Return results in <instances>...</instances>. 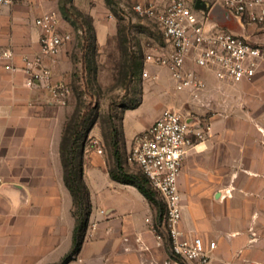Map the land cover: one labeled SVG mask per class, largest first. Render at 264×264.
I'll list each match as a JSON object with an SVG mask.
<instances>
[{"label": "crops", "instance_id": "0c3cea01", "mask_svg": "<svg viewBox=\"0 0 264 264\" xmlns=\"http://www.w3.org/2000/svg\"><path fill=\"white\" fill-rule=\"evenodd\" d=\"M22 9L20 1L0 9V264H53L70 250L76 223L61 154L65 107L47 89L25 86L22 71L5 67L10 60L2 51L13 50L12 62L21 65L23 54L39 48L37 15L30 20ZM66 58L64 46L52 69L56 80L69 82L71 68H61ZM262 69L236 86L214 84L238 97L227 115L210 121L179 177L181 227L217 243L214 264H264ZM84 181L92 212L81 249L67 264H168L169 248L152 229L153 204L135 185L113 179L96 152L85 153ZM102 195L106 201L98 203Z\"/></svg>", "mask_w": 264, "mask_h": 264}, {"label": "built area", "instance_id": "2783aa9c", "mask_svg": "<svg viewBox=\"0 0 264 264\" xmlns=\"http://www.w3.org/2000/svg\"><path fill=\"white\" fill-rule=\"evenodd\" d=\"M199 1L204 6L198 7V0H128L127 6L135 16L153 22L167 43L161 51L144 54L142 76L158 80L159 68H166L175 89H188L196 97L206 90L207 76L233 82L251 80L264 62V48L246 33L209 22L211 10L220 4L237 17L244 30L264 26V0ZM15 2L0 0V9ZM34 24L40 32L39 48L23 54L21 65L12 62L13 50L2 51L1 56L10 60L5 67L22 71L25 86L43 87L52 102L64 104L72 88L69 82L54 78L52 63L72 33L63 28L56 11L38 14ZM203 136L204 129L192 117L165 108L136 136L127 154L128 162L138 166L162 202V212L158 221L152 222V229L169 248L168 264H214L212 252L217 243L206 242L198 232L186 233L181 227L179 177L189 150Z\"/></svg>", "mask_w": 264, "mask_h": 264}, {"label": "rangeland", "instance_id": "374dc122", "mask_svg": "<svg viewBox=\"0 0 264 264\" xmlns=\"http://www.w3.org/2000/svg\"><path fill=\"white\" fill-rule=\"evenodd\" d=\"M17 1L23 4L21 13L32 14L30 20L42 12L56 11L61 16L63 28L72 33V39L65 45L67 58L61 66L71 68L69 83L72 88L67 102L62 104L65 107L63 132L67 131L69 137L76 127L78 129L74 155L77 162L82 161L83 180L85 153L100 154L110 172L117 171V149L125 171L142 174L138 166L128 162L127 154L136 136L143 131H137L138 128L159 109H178L205 131L212 119L230 112L228 103L235 95L238 97V94L214 88V84L222 81L236 86L240 82L223 81L213 76H207V88L198 97L188 89H175L166 68H159L161 78L158 80L144 78V54L161 51L167 43L153 22L135 16L127 8L128 0H81L85 8L76 6L74 0L71 3L69 0ZM222 27L246 33L264 48V26H250L244 30L239 22L229 17ZM70 140H65L67 149ZM68 160L67 157L66 163ZM147 186L151 188L149 183ZM102 197L99 196L98 203L106 201L105 195ZM151 203L154 220L158 221L162 202L157 192L155 202Z\"/></svg>", "mask_w": 264, "mask_h": 264}, {"label": "trees", "instance_id": "16d2710c", "mask_svg": "<svg viewBox=\"0 0 264 264\" xmlns=\"http://www.w3.org/2000/svg\"><path fill=\"white\" fill-rule=\"evenodd\" d=\"M106 1L109 2V0ZM69 2L71 3L72 0H69ZM73 7L74 9L76 8L75 6ZM77 12L79 15H82L80 11ZM77 135V127L74 131H72V133L69 134V137L67 131H65L63 132L61 142V154L64 166L65 183L72 193L73 203L76 207L74 209L76 223L74 228L73 243L70 250L61 258V260L53 264H67L79 253L86 235L89 217L91 214L89 188L83 180L82 175L83 164L81 160L77 162L74 155L76 151ZM66 139H71L69 149H67L65 146ZM115 154L117 157V171H110L111 177L118 181L135 185L148 198L150 202L154 203L156 200V192L147 186L148 179L146 178V176L144 174H135L125 171L121 163V158L118 149L116 150ZM67 157L69 158L68 163H66ZM77 168L79 170V175H77ZM162 209L163 207L160 209V214L162 212Z\"/></svg>", "mask_w": 264, "mask_h": 264}, {"label": "water", "instance_id": "95a60500", "mask_svg": "<svg viewBox=\"0 0 264 264\" xmlns=\"http://www.w3.org/2000/svg\"><path fill=\"white\" fill-rule=\"evenodd\" d=\"M197 6L202 7L204 4L198 0ZM229 17L234 18L238 22L237 17L233 13L225 9L222 5L217 4L209 14V22H215L223 26L225 20Z\"/></svg>", "mask_w": 264, "mask_h": 264}]
</instances>
